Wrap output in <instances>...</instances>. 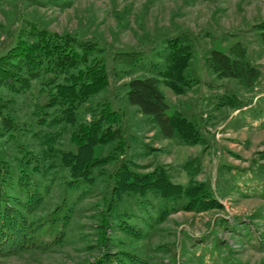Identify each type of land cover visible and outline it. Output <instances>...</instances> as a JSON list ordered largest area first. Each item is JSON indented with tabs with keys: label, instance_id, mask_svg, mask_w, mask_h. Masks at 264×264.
Wrapping results in <instances>:
<instances>
[{
	"label": "trees",
	"instance_id": "1",
	"mask_svg": "<svg viewBox=\"0 0 264 264\" xmlns=\"http://www.w3.org/2000/svg\"><path fill=\"white\" fill-rule=\"evenodd\" d=\"M251 31L264 48V19ZM9 35L14 41L0 51V257L62 243L78 199L96 188L103 192L100 243L109 241L108 247L114 242L106 236L109 229L140 239L141 224L151 227L171 213L223 209L210 183L196 178L200 155L213 139L207 119L194 108L169 113L160 89L163 83L182 95L200 82L192 63L197 34L183 29L153 40L159 44L150 51L112 52L92 38L35 25ZM238 37L224 50L208 47L203 54L210 74L234 81L217 95L216 109L250 105L252 97H246L261 83L262 68ZM121 102L150 121L155 137L202 146L201 154L181 164L186 182L174 181L162 163L139 170L149 165L129 154L136 138L127 130ZM143 144L148 153L163 151ZM257 155L251 170L264 181V150ZM53 186L61 189L60 201L49 215L35 218ZM260 234L258 246L264 248V231ZM90 264L149 262L138 247L121 246Z\"/></svg>",
	"mask_w": 264,
	"mask_h": 264
},
{
	"label": "rangeland",
	"instance_id": "2",
	"mask_svg": "<svg viewBox=\"0 0 264 264\" xmlns=\"http://www.w3.org/2000/svg\"><path fill=\"white\" fill-rule=\"evenodd\" d=\"M263 19L264 0H0L2 52L14 41L9 35L12 31L15 35L19 28L32 25L92 38L111 52L132 48L150 51L159 44L153 40L183 29L197 34L192 63L200 82L182 95L163 83L160 89L168 100L169 113L194 108L207 119L206 129L213 139L206 152L201 154L200 145L155 137L150 121L135 107L124 102L121 107L127 112V130L136 138L129 154L138 164L149 165L140 171L162 163L169 167L174 181L184 183L187 176L181 164L201 154L202 169L196 178L208 181L223 204L221 210H181L151 227L141 224L144 237L140 239L109 229L106 236L114 242L108 247L109 241L100 243L103 192L96 188L78 199L62 243L46 250L39 247L2 256L0 264H90L105 250L114 252L121 246L138 247L149 264H264V248L257 242L264 231V181L251 170L257 152L264 150V48L251 26ZM238 35L262 68L261 83L257 92L246 97H252L250 105L216 109L217 95L234 81L210 74L204 68L203 54L208 47L226 49ZM143 142L163 151L148 153ZM101 151L96 148V155ZM60 190L53 186L35 218L51 213L61 199ZM78 193L74 192L75 198ZM132 208L138 212L134 204Z\"/></svg>",
	"mask_w": 264,
	"mask_h": 264
}]
</instances>
